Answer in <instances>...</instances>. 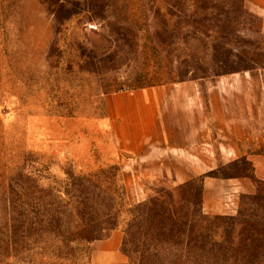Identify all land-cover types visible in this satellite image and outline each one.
I'll list each match as a JSON object with an SVG mask.
<instances>
[{"label":"rangeland","instance_id":"rangeland-1","mask_svg":"<svg viewBox=\"0 0 264 264\" xmlns=\"http://www.w3.org/2000/svg\"><path fill=\"white\" fill-rule=\"evenodd\" d=\"M88 4L120 11L77 15ZM160 90L196 142L142 161L112 126ZM177 186L220 217L211 241L240 213L264 224V15L247 0H0V264H127L97 257L123 253L108 209Z\"/></svg>","mask_w":264,"mask_h":264},{"label":"trees","instance_id":"trees-1","mask_svg":"<svg viewBox=\"0 0 264 264\" xmlns=\"http://www.w3.org/2000/svg\"><path fill=\"white\" fill-rule=\"evenodd\" d=\"M99 11L115 14L120 10L112 4L100 8L88 4L77 15L93 18ZM182 189L183 186L163 187L136 206L128 205L121 195L110 206L104 218L107 226L104 232L122 230V250L129 259L127 264H264L260 260L264 259V224L256 227L240 213L233 219L234 225L224 240L211 241L214 234L210 221L220 217H209L202 212L201 192L199 199L189 204L193 211L185 209V201L179 198ZM125 204L128 209L124 212L121 208ZM208 234L211 235L207 237ZM101 236V232L96 233L86 242L101 240ZM104 237L109 238L110 234ZM14 238L16 246L20 239L17 231Z\"/></svg>","mask_w":264,"mask_h":264},{"label":"crops","instance_id":"crops-1","mask_svg":"<svg viewBox=\"0 0 264 264\" xmlns=\"http://www.w3.org/2000/svg\"><path fill=\"white\" fill-rule=\"evenodd\" d=\"M253 8L260 14L264 15V0H247ZM162 90L156 91L154 95L138 93L133 95L129 100L131 104L124 108L133 117L127 123L121 120L118 125H113L115 137L124 152L132 154L139 160L154 162L161 159L166 154H179L187 152V147L193 145L196 136L190 134L186 126L188 121L181 124L173 123L169 118L170 109L166 111L164 106ZM149 95V96H147ZM108 100V107L112 113V101ZM118 99V98H117ZM166 105V104H165ZM181 109V108H180ZM176 128V129H175ZM169 130H175L177 135H181V142L178 148L173 149V135ZM212 183V182H211ZM210 182L205 181L204 190L208 192ZM110 241L107 242V245ZM102 245L97 246V257L103 255L106 259L115 258V262L122 263L126 256L120 251H101Z\"/></svg>","mask_w":264,"mask_h":264}]
</instances>
